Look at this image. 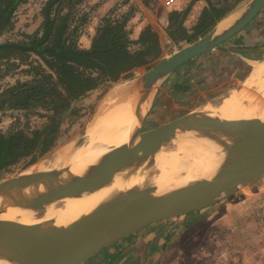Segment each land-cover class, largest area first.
<instances>
[{
    "label": "rangeland",
    "instance_id": "1",
    "mask_svg": "<svg viewBox=\"0 0 264 264\" xmlns=\"http://www.w3.org/2000/svg\"><path fill=\"white\" fill-rule=\"evenodd\" d=\"M100 1L92 0L87 5L84 2L75 10L71 24L75 29L71 38L79 48L89 47L97 28L102 24L101 13L103 11H98L101 7ZM189 1L112 0L110 9L106 10L104 14L113 19H120L126 15L130 16L131 37L132 28L137 26V22L141 24L147 19L152 20L153 24L162 29L167 28L168 25L167 23L164 24V19L167 18L168 12L185 9ZM210 1L215 4L219 3V0ZM226 1L230 6H237L234 11L239 14L240 18L252 0ZM45 2L46 0H25L15 13L12 27L0 34V45L8 43L28 44L29 38L39 36L42 24L41 11ZM204 6V2H198L192 6L184 22L186 29L189 30L195 25ZM262 18V13H259L241 32L222 45L230 52L213 51V53L198 57L200 59H193L192 62L190 61L177 69L175 74L159 81L151 90L149 107L142 118L141 132L166 124L181 115L196 110L214 98H225L230 92H238L244 85L246 86L253 64V61L248 58L252 56L251 53L253 52L249 50L251 47L245 46V43L252 44L263 38ZM187 45L189 44L184 42L180 43L179 46L172 43L166 44L163 58ZM131 51L134 49L132 48ZM234 52L238 53L240 57H236ZM160 59L139 68L131 78L122 79L112 84H104L74 102L72 108L77 114H68L61 125V130L64 132L63 137H61V140H64L62 145L71 142L83 132L95 118L109 91L117 83L131 79L140 81L142 75ZM259 59L264 60V55ZM39 63L40 59L30 53L24 56L12 55L1 60L0 94L18 82L30 81L32 77L31 68ZM167 81L171 85L173 82H178V84L174 86L173 90L170 89L164 94L165 98L163 95L158 97L159 87ZM180 84H183V90H180L181 87L178 86ZM174 92L175 96L171 99ZM45 123L46 120L36 114L9 108L7 104L0 108V135L7 136L17 131L27 134L41 129ZM193 136V138L205 140L210 138H199L194 134ZM210 136L216 137L214 133ZM218 137L222 141H227L225 136ZM187 141L182 142L187 143ZM220 147L224 154L228 152L223 146ZM59 148L61 147L59 146L38 161L50 157ZM171 152L173 151L171 150ZM31 171L32 166L27 167L24 163L18 164L0 175V183ZM263 205L264 177L220 201L217 205L203 209L201 212L197 211L193 215L194 220L191 226H189L190 224L182 226L179 223L175 232H167L165 228L155 230L160 226L158 224L167 226L170 221L147 227L143 232L146 234L152 232L154 237L151 243H147L140 251V254L137 251V260L131 259L130 264H264V257L260 255L262 247L259 240L258 242L255 241L258 224L253 221L254 213L260 210ZM121 242L123 241L110 244L86 264H123L118 257L120 252L118 246ZM135 250L137 249L131 251V256L135 254ZM113 251L114 253H112ZM0 264L3 263L0 262Z\"/></svg>",
    "mask_w": 264,
    "mask_h": 264
},
{
    "label": "water",
    "instance_id": "2",
    "mask_svg": "<svg viewBox=\"0 0 264 264\" xmlns=\"http://www.w3.org/2000/svg\"><path fill=\"white\" fill-rule=\"evenodd\" d=\"M263 8L264 0H252L237 23L227 31L218 34L215 26L202 38L160 59L140 79L146 87L144 96L147 97L159 81L193 59L213 51L230 52L222 45L241 32ZM3 48L30 53L39 50L13 43L1 44L0 49ZM225 99L214 98L194 111L147 131L141 132L139 127L137 144L124 150L106 152L95 164L84 167L78 176L65 184L50 181L55 169L44 175L31 171L1 182L0 250L28 253L39 264H86L119 239L151 224L209 208L257 182L264 177V121L253 116L226 120L203 111L206 106L217 108ZM260 109L264 111V107ZM227 132L234 138L226 135ZM213 133L216 137L210 136ZM193 134L199 138L215 139L228 151L227 157L235 160L233 168L198 187L190 186L184 177L168 183L166 167H158L159 158L171 150L175 152L179 142L187 141ZM217 135L225 136L227 141H222ZM237 140L238 144H235ZM137 157L151 164V169L163 179L161 185L125 196L112 208L98 210L81 221L58 223L54 218L45 219L47 209L44 207L9 204L16 191L27 189L33 183L58 192L70 191L85 179L96 180L93 171L110 173L119 167L125 168L123 164ZM20 212L26 213L31 223L22 224L19 215L9 216Z\"/></svg>",
    "mask_w": 264,
    "mask_h": 264
},
{
    "label": "bare ground",
    "instance_id": "3",
    "mask_svg": "<svg viewBox=\"0 0 264 264\" xmlns=\"http://www.w3.org/2000/svg\"><path fill=\"white\" fill-rule=\"evenodd\" d=\"M238 20L239 14L235 11L225 16L216 24L218 34L230 29ZM144 89L146 87L136 79L117 83L83 132L71 142L60 146L50 157L31 165L32 171L44 175L55 169L50 181L65 184L78 176L84 167L95 164L106 152L124 150L137 144V131L141 127L143 114L148 110L152 94L145 97ZM225 98L217 108L206 106L203 111L220 119L239 120L253 116L264 121V111L260 109L264 107V60L253 61L246 86L238 92H230ZM247 104L249 105L246 106ZM226 135L233 137L228 132ZM193 137L187 143L180 141L175 152L165 153L159 158L158 167H166L168 183H175L184 177L190 186L198 187L233 168L235 160L223 153L215 139ZM234 143L238 144V140ZM122 166L125 168L119 167L110 173L93 171L97 176L96 180L85 179L70 191L58 192L33 183L27 189L16 191L9 204L44 207L47 209L45 219L54 218L58 223L77 222L92 216L98 210L112 208L125 196L158 188L163 181L145 159L137 157ZM14 215L21 217L22 224L32 221L27 220L26 213L9 214ZM0 262L39 264L28 253L7 249L0 250Z\"/></svg>",
    "mask_w": 264,
    "mask_h": 264
},
{
    "label": "trees",
    "instance_id": "4",
    "mask_svg": "<svg viewBox=\"0 0 264 264\" xmlns=\"http://www.w3.org/2000/svg\"><path fill=\"white\" fill-rule=\"evenodd\" d=\"M84 0H46L42 11L40 35L29 38L24 46L36 48L26 52L15 48L0 49V61L12 55L34 54L40 59L32 66L30 81L18 82L0 94V108L36 114L46 120L41 129L30 133L17 131L0 135V175L24 163L33 165L46 154L61 146L63 119L76 115L72 104L104 84L131 78L135 71L163 58L167 44H191L209 33L216 24L236 10L226 0H190L186 8L169 13L165 29L156 24L144 27L136 43L142 49L129 50L132 43L126 29L129 16L106 17L97 28L88 48H79L72 41L73 17ZM25 0H0V34L12 27L15 13ZM204 2L195 25L189 30L184 22L195 3ZM189 63V62H188ZM187 64V63H186Z\"/></svg>",
    "mask_w": 264,
    "mask_h": 264
},
{
    "label": "crops",
    "instance_id": "5",
    "mask_svg": "<svg viewBox=\"0 0 264 264\" xmlns=\"http://www.w3.org/2000/svg\"><path fill=\"white\" fill-rule=\"evenodd\" d=\"M128 1V0H127ZM129 1H132V0H129ZM137 1H145V0H137ZM84 2H85V5H87V4H89L90 2H92V0H84L83 1V4H84ZM100 5H101V7H99V10L98 11H103V13H101V19H104V18H106V17H109V16H105V14H104V12L106 11V10H108V9H110V7H111V3H112V0H101L100 1ZM101 9V10H100ZM178 11V10H177ZM97 13H100V12H97ZM169 13L170 12H168V14H167V18L166 19H164V24L165 23H167V25H168V16H169ZM260 13H262V23H263V25H264V8H263V10H261V12ZM141 14V13H140ZM142 15V14H141ZM129 21H130V16H129ZM129 21L127 22V26H126V29H127V31L129 32V34H130V29H131V27L132 26H130L131 24L129 23ZM129 23V24H128ZM150 24H153L152 23V20H146V22H143V23H139V22H137V26L136 27H133L132 29V34H131V37H130V35H129V37H130V40L132 41V43L129 45V50L131 51L132 50V48L134 49V51H131L132 53H136V52H138V51H140L141 49H142V47L139 45V44H137L136 43V41H137V39H138V37H139V35H140V33L142 32V30L144 29V27L145 26H147V25H150ZM262 35H263V38H261L259 41H256V42H253L252 44H248V43H245V46L246 47H251V49H249L250 51H252L253 53H251V55L252 56H249V60H251V61H255V60H257V59H259L262 55H264V33H262ZM88 48V47H87ZM222 52V51H221ZM210 53H213V52H209V53H207V54H205V55H208V54H210ZM255 53V54H254ZM234 55L236 56V57H240L239 56V54L238 53H236V52H234ZM200 57H202V56H200ZM196 59H200V58H196ZM193 61V60H192ZM191 61V62H192ZM176 72H173L172 74H170V75H173V74H175ZM169 75V76H170ZM168 77V76H167ZM176 77V76H175ZM178 84V82L177 83H174L173 82V84L171 85L170 83H169V81H167V82H164L163 84H161V86L159 87V92H158V97L160 96V95H163V97L165 98L166 96L164 95L168 90H170V89H172L173 90V88H174V86H176ZM182 85L183 84H180V85H178L179 87H181L180 88V90H183V87H182ZM180 90H178V91H180ZM175 94V92L173 93V95H171V99L172 98H174V95ZM154 102H155V100H154ZM154 104V103H153ZM181 116H183V115H181ZM181 116H179V117H181ZM174 120V119H173ZM212 207V206H211ZM202 210H200L199 212H201ZM197 212V211H196ZM196 212H191V213H188V214H185L184 216H179V217H175V218H171V219H169V220H165V221H170L169 222V224L167 225V226H161V224H158V225H160V226H158V228H156L155 230L157 231V230H159V229H163V228H165V230L168 232V231H173V232H175L176 231V229L178 228L177 227V225L179 224V223H181L182 224V226L183 225H188V224H190L189 226H191L193 223H192V221L194 220V214H196ZM189 217V218H188ZM175 221V222H174ZM162 222H164V221H162ZM162 222H159V223H162ZM191 222V223H190ZM164 223H168V222H164ZM174 223V224H173ZM157 223H155V224H151L150 226H147V227H151L152 225H156ZM147 227H145V228H143V229H141L140 231H138V232H136V233H134V234H132V235H130V236H128V237H126V238H124L123 240H121V241H123V242H121L120 243V245L118 246V248H119V253H118V257L120 258V260L123 262V264H130L131 262H130V260L131 259H134V260H137V251H139V254H140V251L145 247V245L147 244V243H151V241H152V239H153V237H154V233H152V232H150L149 234H146L145 232H143ZM186 228H188V227H186ZM190 228V227H189ZM256 233V232H255ZM131 237H133V238H131ZM133 240V241H132ZM258 240H259V238H258V236H257V234H256V237H255V241H257L258 242ZM132 241V242H131ZM130 242V243H129ZM130 244V246H128ZM151 245V244H150ZM137 249V250H135L136 252H135V254H132L133 256H131V251L132 250H134V249ZM112 253H114V251L112 252ZM260 255H261V257H264V250L261 248V252H260ZM135 264H137V263H135Z\"/></svg>",
    "mask_w": 264,
    "mask_h": 264
},
{
    "label": "built area",
    "instance_id": "6",
    "mask_svg": "<svg viewBox=\"0 0 264 264\" xmlns=\"http://www.w3.org/2000/svg\"><path fill=\"white\" fill-rule=\"evenodd\" d=\"M253 221L258 224L257 235L260 241V245L264 250V205L261 206L260 210H257L254 213Z\"/></svg>",
    "mask_w": 264,
    "mask_h": 264
}]
</instances>
